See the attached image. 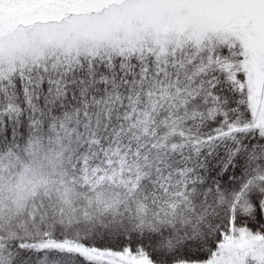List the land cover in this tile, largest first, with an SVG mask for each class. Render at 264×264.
I'll return each mask as SVG.
<instances>
[{
	"label": "snow or ice",
	"instance_id": "6c2138e0",
	"mask_svg": "<svg viewBox=\"0 0 264 264\" xmlns=\"http://www.w3.org/2000/svg\"><path fill=\"white\" fill-rule=\"evenodd\" d=\"M0 264H264V0H0Z\"/></svg>",
	"mask_w": 264,
	"mask_h": 264
}]
</instances>
